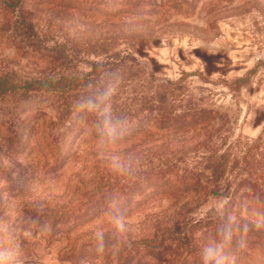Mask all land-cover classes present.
<instances>
[{
	"label": "rangeland",
	"instance_id": "rangeland-1",
	"mask_svg": "<svg viewBox=\"0 0 264 264\" xmlns=\"http://www.w3.org/2000/svg\"><path fill=\"white\" fill-rule=\"evenodd\" d=\"M2 75L78 84L63 124L53 95L0 100L20 264H202L228 222L264 264V0H0Z\"/></svg>",
	"mask_w": 264,
	"mask_h": 264
},
{
	"label": "trees",
	"instance_id": "trees-1",
	"mask_svg": "<svg viewBox=\"0 0 264 264\" xmlns=\"http://www.w3.org/2000/svg\"><path fill=\"white\" fill-rule=\"evenodd\" d=\"M78 84L71 81L66 82L65 77H51L43 79H27L20 80L12 76H0V100L13 99L22 100L38 95H53L57 98L59 106H57V120L59 123L64 122L69 115V106L64 102L65 94L77 89ZM45 95V96H46ZM63 132H55L51 130L47 136L49 149L55 152L57 149L59 138ZM53 218V216H52Z\"/></svg>",
	"mask_w": 264,
	"mask_h": 264
},
{
	"label": "clouds",
	"instance_id": "clouds-1",
	"mask_svg": "<svg viewBox=\"0 0 264 264\" xmlns=\"http://www.w3.org/2000/svg\"><path fill=\"white\" fill-rule=\"evenodd\" d=\"M115 94V88L108 85L102 96L105 99L112 97ZM89 110H93L96 107L95 100H88L85 102ZM110 109L106 106L104 108V114H108ZM105 131L108 136L115 138L117 129L112 123L110 115L105 119ZM113 222L117 227L123 228L125 223L124 216L116 215L113 217ZM5 231L3 225H0V232ZM235 230L231 222L222 225L218 230V237L214 243L206 245L201 251L202 264H235V260L230 254V248ZM18 250H12L7 248H0V264H20L18 259Z\"/></svg>",
	"mask_w": 264,
	"mask_h": 264
}]
</instances>
